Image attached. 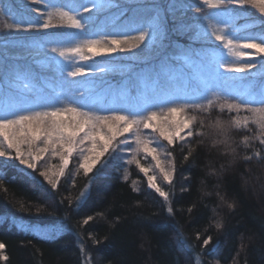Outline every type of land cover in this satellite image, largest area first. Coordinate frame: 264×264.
I'll return each instance as SVG.
<instances>
[{"label":"trees","instance_id":"1","mask_svg":"<svg viewBox=\"0 0 264 264\" xmlns=\"http://www.w3.org/2000/svg\"><path fill=\"white\" fill-rule=\"evenodd\" d=\"M106 2L110 6L92 13L95 20L91 29L80 39L121 33L135 37L138 33L132 28L156 18L163 21L166 38L155 43L146 40L131 52L65 60L51 49L70 46L73 41L65 34L79 30L8 29V24L21 19L35 21L37 13L30 9L43 10V4L0 0V115L5 108L35 111L68 103L94 110L127 103L165 107L163 100L199 93L213 99L214 92L223 100L232 98L227 95L229 91L243 93L246 87L255 90L253 93L259 91L260 77L256 74L229 73L219 68L223 76L216 75L217 50L228 61L236 57L215 37L205 36L203 17L219 10L209 9L202 0ZM50 3L71 11V5L83 0ZM196 7L202 12L197 13ZM234 8L232 23L241 29L239 35L264 32V15L258 9L250 5ZM136 14L141 21H133ZM211 19L215 25L219 17ZM52 22L61 23L56 16ZM136 43L135 39L128 41ZM261 56L252 57L253 62ZM75 65L106 71L71 77L68 72ZM224 77H233L228 81L235 85L228 84ZM206 85L211 91L204 92ZM185 115L196 117L202 135L174 147L161 143V159L169 169V161L174 160L175 167L171 185L156 170L157 182L170 193L168 200L148 186L135 163H127L132 155L129 152H121L118 158L111 151L105 153L93 172L85 174L79 167L83 157L77 150L58 187L52 188L40 173L57 172L62 165L59 156L49 151L36 161L35 170L27 169L15 157V150L5 145L10 156L0 158V243L5 245L0 255L7 259H0V264H264V143L255 138L259 135L257 127L250 123L247 129H230L226 141L213 125L217 119L231 120L235 112L221 113L214 107L207 113L190 109ZM240 116L249 113L241 112ZM245 136L249 137L246 143ZM142 137L157 138L151 130H142ZM42 146L39 142L24 143L21 151L25 156L29 152L35 155ZM169 151L171 157L165 155ZM137 158L145 167L154 168L151 157L140 153ZM82 191L86 199L78 201ZM88 216L93 219L85 225L83 220ZM22 223L31 227L25 228ZM209 236L212 240L204 246Z\"/></svg>","mask_w":264,"mask_h":264},{"label":"snow or ice","instance_id":"2","mask_svg":"<svg viewBox=\"0 0 264 264\" xmlns=\"http://www.w3.org/2000/svg\"><path fill=\"white\" fill-rule=\"evenodd\" d=\"M32 2L43 4V10L41 8L30 9L37 13V19L35 21L21 19L8 24L7 28L16 31H39L61 27L79 30V33L65 34L73 41L70 46L51 49L52 52L58 53L65 60H89L95 56L131 52L134 48L138 49L146 40H152L155 43L157 39L166 38L163 21L156 18L147 27L132 28V31L138 33L135 37L121 33L102 36L97 39H80L79 36L86 35L91 29L95 20L92 13H99L110 6L106 0H83V3L71 5V11L52 6L50 0H32ZM202 4L209 9L219 10L216 13L205 14L203 17L207 28L205 36L215 37V40L219 41L230 55L236 57L235 60L228 61L224 54L217 50L213 69L216 75L218 77L223 76L222 73L218 72L219 68H223L229 73L256 74L260 77L258 92L233 94L229 91L227 95L232 98L223 100L214 92L212 93L213 99H207L203 93H199L163 100L161 104L165 107L154 104L127 103L119 107L113 106L94 110L88 105L77 106L74 103H68L60 107H46L35 111H29L23 107H16L14 111L5 108L3 115H0V137L3 138L0 141V158L10 156V152L5 149L6 145L7 149L15 150V157L26 165L27 169L35 170L37 168L36 161L41 160L45 154L51 151L53 156L60 157L62 165L57 172L50 174L49 171H42L40 175L52 188H57L75 151L79 150L83 157L79 167L83 169L85 174L93 172L105 153L111 151L115 153L114 158H118L121 152H129L132 155L127 163H135L139 167V171L146 177L148 186L154 189L160 197L168 200L170 193L164 191L157 182L154 169L162 175L163 181L171 185L175 172L174 160L169 161L172 164L171 169H169L164 160L161 159L159 151L161 143L166 142L168 146L174 147L178 142H187L189 138L202 135V132L197 128L196 117L185 115L190 109H198L207 113L214 107H218L221 113L225 110L229 113L235 112L236 116L227 122L220 119L216 120L213 126L219 134L224 136L227 141L230 129H247L251 123L257 127L259 132L255 138L264 143V56H261L264 54V32H249L246 35H239L241 29L232 23L235 12L234 6L243 8L250 5L264 15V0H202ZM195 11L200 13L202 8L196 7ZM82 13H89V15L84 16ZM54 16L58 17L61 23L54 24L52 22ZM212 16L219 17L215 25L212 23ZM39 17H44V19L41 20ZM64 21H67L66 25L63 23ZM130 39H135L138 43L128 44ZM126 44L127 47L124 46ZM242 49L254 51H242ZM255 56H261V59L253 62L252 57ZM245 57L248 59L241 62L242 58ZM94 71L103 72L106 69L75 65L68 72V75L71 77L85 76ZM224 79L231 80L234 78L224 77ZM209 91L211 88L206 85L204 92ZM80 95L83 96V93ZM198 99H204L206 102L197 103L196 100ZM177 100L183 102L178 103ZM241 112H247L249 116L241 117ZM199 123L202 128L203 121ZM142 130H151L157 138L154 140L142 137ZM126 134H130V136ZM120 137L123 139H118ZM248 139L247 136L243 137L245 143ZM37 142L43 146L37 149L35 155L29 152L28 156H25L21 151V145L24 143L31 145ZM133 144L135 147H132ZM84 145L88 146L82 147ZM117 148H119V152H117ZM140 153H143L145 158L151 157V160L154 161V169L145 167L141 163V160L137 158ZM190 154L188 153L185 159ZM165 155L171 157L172 153L169 151ZM255 155L259 156L260 153L257 152ZM4 163L6 166V161ZM77 199L78 201L86 199V193L82 191ZM229 207H233V205H229ZM168 211L172 212V209L169 208ZM92 219V216H88L83 220V223L86 225ZM216 226L220 228L221 224ZM211 240L212 238L209 236L203 241V245L208 246ZM4 248L5 245L0 243V250ZM0 259L6 260L7 257L0 255Z\"/></svg>","mask_w":264,"mask_h":264},{"label":"rangeland","instance_id":"3","mask_svg":"<svg viewBox=\"0 0 264 264\" xmlns=\"http://www.w3.org/2000/svg\"><path fill=\"white\" fill-rule=\"evenodd\" d=\"M141 16H139L138 14H136L135 16H134V20L133 21H141V20H138L139 18H140ZM149 24V21H141V23L139 24V26H146V25H148ZM226 82H228V84H230V85H235L233 82H231V81H228V80H226ZM216 86H217V89H218V86H219V84H216ZM239 87H240V82H238V88L237 89H239ZM255 90H252V89H250V88H245L244 90H243V93L244 94H250V93H252V94H254L253 92H254ZM152 169H154V168H152ZM154 171H155V174H156V170L154 169ZM22 225L25 227V228H28V227H31V226H28V224H23L22 223ZM35 229V228H34ZM35 231V230H34Z\"/></svg>","mask_w":264,"mask_h":264}]
</instances>
